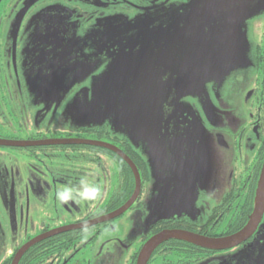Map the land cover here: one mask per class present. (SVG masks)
Here are the masks:
<instances>
[{"label":"flooded vegetation","instance_id":"flooded-vegetation-1","mask_svg":"<svg viewBox=\"0 0 264 264\" xmlns=\"http://www.w3.org/2000/svg\"><path fill=\"white\" fill-rule=\"evenodd\" d=\"M190 1L0 0V139L7 140H0V264H138L144 245L163 231L224 238L248 223L264 164V35L237 98L231 91L223 95L224 116L216 119V128L192 97L186 101L205 127L200 139L186 138L190 131L175 121L158 131L164 151L175 155L181 200L188 202V213L174 220L148 221V164L126 139L105 128L71 126L76 122L66 108L91 81L69 86L39 80V73L79 72L88 60L99 74L112 53H145L151 61L152 53H162L155 46L165 26L182 24ZM60 87L68 93L56 99ZM38 88L45 91L42 100ZM207 88L210 95V84ZM70 139L118 147L136 164L139 186L130 165L112 150L53 143ZM203 142L217 147L226 170L217 178L186 179L188 167L204 165L209 157ZM236 252L244 254L240 264H264V212L255 231L235 246L210 249L168 239L146 264H211L218 263L212 258L218 254Z\"/></svg>","mask_w":264,"mask_h":264},{"label":"rangeland","instance_id":"rangeland-1","mask_svg":"<svg viewBox=\"0 0 264 264\" xmlns=\"http://www.w3.org/2000/svg\"><path fill=\"white\" fill-rule=\"evenodd\" d=\"M256 18L258 19L255 20ZM263 35L264 0H224V2L220 0L218 4L213 5L210 12L209 36L202 35L198 38H191V40L180 36L175 41H171V39L166 41L170 45L168 51L177 53V59H182L184 56L187 58V62L183 61L177 64L180 72L195 70L194 64L198 62L196 56L198 53H203L204 56L206 53H210V103L214 107L212 118L215 120L211 126L216 128L218 125L216 119L224 116L222 103L225 98L223 95L231 91L232 98H237L241 88L246 84L242 80L252 74L248 71L255 68L256 49L257 45L262 43ZM158 45L159 43H156L155 48ZM122 54L124 53H118V55L112 53L111 63H115L114 67L119 68L126 61L121 60ZM88 69L84 72L85 82L91 81V87L88 88L85 96L90 100L94 91L98 94L102 89H105L100 77L107 71V68H103L99 74H94L96 71L94 69ZM136 71L138 79H135L129 87V94L126 98L128 105L120 103V105H124L119 107L122 114H126V119H123L122 115L114 120L108 116L100 115L95 119H89L88 116L87 124L68 123L71 126L85 125L92 128H105L113 135L126 139L136 151L145 157L148 164L150 172L148 188L151 190L150 198L147 201L148 221L174 220L181 215L179 208L181 206V175L177 173L174 153L168 154L164 151L162 147L164 141L160 140L158 134L154 136L148 134L149 127L146 125L144 112V110L150 111L149 105L151 104H153V108L157 106L153 100L155 97L160 100L158 97L161 84H166V81L162 79L161 71L153 61H147V59L140 61ZM87 72H91V74L88 75ZM96 77L97 79L94 80ZM182 77L184 78L183 75ZM38 93L40 100L45 98L43 89L38 88ZM67 93L68 89H63V87L54 91L56 99ZM55 111L60 112V109H55ZM203 144L210 148L206 142ZM214 145L216 147V143ZM216 148L214 150L210 148L209 157H206L204 165L197 163L188 167L185 178L189 179L192 176V178L200 180L207 176L210 179L222 176L226 168L223 169L222 159L216 153ZM128 221L131 223V217ZM148 221L146 220L141 225L143 229L147 228ZM129 222L124 225L130 224ZM212 258L218 259V263L216 260L211 264H224L223 261L230 259H234L235 264H240L239 259L244 258V254L240 252L224 256L218 254Z\"/></svg>","mask_w":264,"mask_h":264},{"label":"water","instance_id":"water-1","mask_svg":"<svg viewBox=\"0 0 264 264\" xmlns=\"http://www.w3.org/2000/svg\"><path fill=\"white\" fill-rule=\"evenodd\" d=\"M219 1L220 0H191L185 7V13L183 12L186 18L182 21V24H168L165 26L163 38L157 41L159 45L156 48L159 49V51H162V53H152L150 60L154 61V64H157L158 69L161 71L162 79L166 81V84H161V90L158 97L160 100H158L157 97L153 100L157 106L153 108V104H151L149 105L150 111L144 110L145 122L149 127L148 134H152L154 136L155 134H158V131L162 130L163 123L175 121L177 125H182L181 129L190 131L186 138L200 139L198 132L204 131L205 127L202 125L201 117L196 112L194 106H192L190 102L186 101V97L188 96V98L197 97L207 117L211 121H215L212 118L214 111L211 110L212 104L210 103V95L207 88L208 84H210V53H206V56H204L203 53H198V55H196L198 62L194 64L195 70L192 72H189L188 70L180 72L178 71L177 64L183 61L187 62V58L184 56L182 59H177V53H170L168 51L170 45H168L166 41L168 39L175 41L180 36H184L185 39L189 40H191V38H198L202 35L209 36L210 12L212 11L213 5L216 3L218 4ZM222 1L224 2V0ZM144 54H122L123 57L121 60L131 59L132 61L129 62L130 64L125 61L119 68L114 67L115 63H110L107 71L100 77L105 89H102L98 94L94 91L90 100H88L85 96L88 89L81 90L80 93L75 95L72 101L68 104L66 114L78 124H87L88 116L89 119H95L100 115L108 116L111 120L118 119L122 116L124 117L123 119H126V114H122L119 110V107L124 105H120V103L128 105L126 98L129 94V87L135 79H138L136 67L140 63L139 60L141 62L146 60V58H144ZM88 61L86 64H83L84 66H87L79 72H64L61 73L62 77H58V73L56 74L55 72H52L54 74L39 73V80L51 83L58 82L60 84H63V81H67L66 83L71 86L73 83L85 79L84 72L87 68H89L88 70L94 69L96 64L93 62L95 61L90 60L91 62L89 63ZM87 74L90 75L91 72H87ZM67 76L70 77L66 79ZM96 79L97 77L94 78V80ZM106 87H108V89H106ZM117 98H120L121 100L118 101ZM132 107L134 106L132 105ZM168 110L170 111L168 112ZM166 114L170 115L167 119H165ZM206 138L207 137L202 139ZM217 138L221 145H226V143L223 142L222 135H218ZM53 143L93 145L110 149L120 155L130 165L137 181V187L139 186L140 173L136 164L118 147L110 143L89 139L54 140ZM133 201L134 197L121 209V211L125 210V208H127V206H129ZM186 203L188 204V202H184L182 200L180 201L181 206L179 208L181 214L188 213L184 207ZM263 212L264 164L256 189L254 211L250 215L249 221L243 229L224 238L206 237L185 230L163 231L152 237L144 245L139 255L138 264H146L157 246L168 239L183 240L210 249L235 246L248 238L255 231L261 220ZM31 244L32 243H30L27 247Z\"/></svg>","mask_w":264,"mask_h":264},{"label":"clouds","instance_id":"clouds-1","mask_svg":"<svg viewBox=\"0 0 264 264\" xmlns=\"http://www.w3.org/2000/svg\"><path fill=\"white\" fill-rule=\"evenodd\" d=\"M83 183L84 182L81 181V184H83ZM88 192H89V189L87 187H85L84 190L81 192V195L86 197L88 195Z\"/></svg>","mask_w":264,"mask_h":264}]
</instances>
